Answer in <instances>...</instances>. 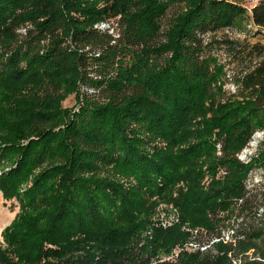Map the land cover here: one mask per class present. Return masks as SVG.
I'll use <instances>...</instances> for the list:
<instances>
[{
	"label": "trees",
	"instance_id": "obj_1",
	"mask_svg": "<svg viewBox=\"0 0 264 264\" xmlns=\"http://www.w3.org/2000/svg\"><path fill=\"white\" fill-rule=\"evenodd\" d=\"M248 26L264 33V0H0V193L19 209L0 264L133 262L161 202L230 230L186 263L264 264V184L247 187L264 176V44ZM186 239L153 228L151 253Z\"/></svg>",
	"mask_w": 264,
	"mask_h": 264
},
{
	"label": "rangeland",
	"instance_id": "obj_2",
	"mask_svg": "<svg viewBox=\"0 0 264 264\" xmlns=\"http://www.w3.org/2000/svg\"><path fill=\"white\" fill-rule=\"evenodd\" d=\"M239 2L245 8H247V10H250L258 2V0H239ZM168 21H169V14L166 17H164L161 21L162 31L165 29ZM110 24H112L114 27L116 26V24L113 21L110 22ZM101 27H107V25L102 24ZM24 29L25 28H23L20 31H24ZM248 30H250L249 41L251 43L264 44L263 32L260 34H256L255 33L256 29L252 26H248ZM63 105L68 108L73 107L75 105L74 96L67 98ZM260 139H261V135L258 136L257 138L252 139V141L248 144V146L240 153L239 155V158H241L240 160H245L247 159V157L255 154ZM243 154L245 155V157L242 158L241 156ZM256 184H264V176L262 175L261 170H256L253 172L249 182L247 183L248 185L247 187L252 188ZM164 204L165 203L163 202L158 203L155 208V212L160 208H164L165 207ZM18 211L19 209L16 206V202L4 201L0 193V244H2L1 232L5 227H7L11 223V221L14 219ZM166 215L168 217L167 222L174 221V217H176L175 218L177 219V221L175 220L176 223H173L172 225H169L165 228L158 227L157 229L167 230L175 226H180L181 230H183L184 233L187 234L186 241H184L183 243L176 244L168 251L157 250L154 254H152L151 238H152L153 230L150 226L146 231H144L141 235H139V238L135 241V243L132 246V252H133L132 259H134V261L133 262L130 261L129 263H122V264H188L186 263L187 262L186 259L191 255H199L201 256L200 258L203 259H212L217 256V249L214 244L218 242H223L227 244L233 242L231 240V236H229V234H226L229 233L230 230L228 231V229L225 228L223 232V228H224L223 226H219L217 232H215L214 234H210L202 229L190 227L186 223L183 224L181 222L179 211L175 212L174 210L167 208ZM234 215L235 213L233 214L232 218L234 217ZM224 224L225 226H227L228 222ZM196 231L197 233L195 234ZM143 248L148 249V252L142 250ZM252 254H253V250H250L247 253H245V256L252 257ZM227 255H228L227 256L228 264H240L242 255L234 256L232 252H229Z\"/></svg>",
	"mask_w": 264,
	"mask_h": 264
},
{
	"label": "built area",
	"instance_id": "obj_3",
	"mask_svg": "<svg viewBox=\"0 0 264 264\" xmlns=\"http://www.w3.org/2000/svg\"><path fill=\"white\" fill-rule=\"evenodd\" d=\"M164 208H160L158 210H156L153 218H152V221H151V228L153 230V228H158V227H167L169 225H172L173 223H176L175 220L177 221V219H175L176 217H174V221H171V222H167V215H166V212H167V208L168 209H172L174 210L175 212H178L177 211V208H175L172 204H164ZM168 224V225H167ZM197 233V231L195 232V234ZM201 233V232H200ZM150 237V236H149ZM196 239V237H195ZM203 249V248H202Z\"/></svg>",
	"mask_w": 264,
	"mask_h": 264
},
{
	"label": "water",
	"instance_id": "obj_4",
	"mask_svg": "<svg viewBox=\"0 0 264 264\" xmlns=\"http://www.w3.org/2000/svg\"><path fill=\"white\" fill-rule=\"evenodd\" d=\"M258 136H260V133H257V134L253 137V139H254V138H257ZM241 157L243 158V157H245V155L243 154ZM240 159H241V158H240Z\"/></svg>",
	"mask_w": 264,
	"mask_h": 264
}]
</instances>
